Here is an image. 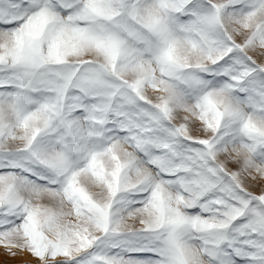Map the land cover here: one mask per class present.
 I'll return each mask as SVG.
<instances>
[{
  "label": "snow or ice",
  "instance_id": "6c2138e0",
  "mask_svg": "<svg viewBox=\"0 0 264 264\" xmlns=\"http://www.w3.org/2000/svg\"><path fill=\"white\" fill-rule=\"evenodd\" d=\"M0 245L264 264V0H0Z\"/></svg>",
  "mask_w": 264,
  "mask_h": 264
},
{
  "label": "rangeland",
  "instance_id": "374dc122",
  "mask_svg": "<svg viewBox=\"0 0 264 264\" xmlns=\"http://www.w3.org/2000/svg\"><path fill=\"white\" fill-rule=\"evenodd\" d=\"M256 191H259V189L257 188ZM14 251H16L17 254L12 256L3 245H0V264H26V262L38 264L29 252Z\"/></svg>",
  "mask_w": 264,
  "mask_h": 264
}]
</instances>
